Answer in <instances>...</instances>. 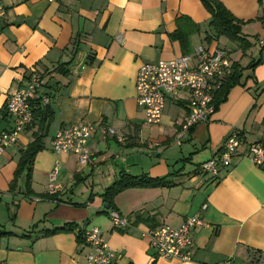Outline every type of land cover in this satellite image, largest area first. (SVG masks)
<instances>
[{"label":"crops","instance_id":"obj_1","mask_svg":"<svg viewBox=\"0 0 264 264\" xmlns=\"http://www.w3.org/2000/svg\"><path fill=\"white\" fill-rule=\"evenodd\" d=\"M216 1L241 22L246 50L215 35L201 0H0V132L11 125L8 96L33 72L45 80L52 112L46 129L35 119L0 157V264H87L89 248L77 231L91 227L102 233L114 264H250L254 252H264V170L238 158L217 181L198 173L233 131L243 137L242 150L264 142V7L261 0ZM199 46L223 50L232 65L228 75L241 73L209 121L176 144L188 94L168 96L160 121L148 124L135 101L136 74L144 63L193 55ZM78 122L95 129L82 168L76 156L51 150L54 134ZM100 126L114 129L122 142L102 140ZM36 136L42 148L16 175ZM56 163L63 190L50 197L47 176ZM123 175L163 184L106 199ZM203 204L191 261L157 258L143 233L176 228ZM111 210L131 227L114 228ZM69 226L74 230L46 235Z\"/></svg>","mask_w":264,"mask_h":264},{"label":"built area","instance_id":"obj_2","mask_svg":"<svg viewBox=\"0 0 264 264\" xmlns=\"http://www.w3.org/2000/svg\"><path fill=\"white\" fill-rule=\"evenodd\" d=\"M54 1L57 0H48ZM261 4L264 7V0H261ZM3 15L4 12L0 8V17ZM116 39L121 41L120 37ZM259 44L263 46L264 42L260 41ZM231 68V62L223 50H209L201 46L194 50L193 55L144 63L138 69L135 79L136 105L143 110L148 124H157L162 116L166 98L175 97L182 91L186 92L189 96V111L175 137L176 144H180L194 126L209 121L215 110L213 96L222 87ZM44 87V78L33 72L23 86L8 96L5 115L11 125L0 132V157L7 148L18 141L20 134L33 124L34 104L49 105L51 94L42 92ZM94 131V127L85 122L62 127L52 138L51 150L54 154L66 153L76 156L78 168H82L90 161L92 155L88 139ZM99 132L102 140L116 136V139L122 142V138L110 127L100 126ZM243 144L240 132H231L221 151L199 165L198 173L217 181L221 173L228 170L238 158H245L264 170V142L251 143L245 150H242ZM57 171L56 163L47 176L46 194L50 197L63 190L62 184L56 181ZM206 207L203 204L176 228L162 226L145 231L143 236L148 241L149 249L157 258L165 261L190 262V251L193 247L191 234L194 229L203 227L202 214ZM107 215L114 228L131 227L128 220L116 211H108ZM83 240L89 248L87 264L115 263L116 256L97 227L86 229ZM250 264H264V252H254Z\"/></svg>","mask_w":264,"mask_h":264},{"label":"trees","instance_id":"obj_3","mask_svg":"<svg viewBox=\"0 0 264 264\" xmlns=\"http://www.w3.org/2000/svg\"><path fill=\"white\" fill-rule=\"evenodd\" d=\"M201 4L206 10V12L210 15L209 27L214 31L217 37H225L229 40L236 41L240 43V47L243 50H246L248 47L247 42L240 36V25L241 22L236 20L221 4V2L216 0H201ZM235 69V66L233 67ZM240 71L234 72L228 75L229 83L225 86V82L222 87L214 94L213 96V104L216 109L217 103L222 99L226 93L228 87H231L232 84L236 82V80L240 77ZM227 77V76H226ZM227 79V80H228ZM225 81V80H224ZM33 118L39 119L38 128L41 130L46 129L49 121L52 118V112L49 111L48 105L42 106L41 104H34V109L32 110ZM42 148L40 144V137L36 136L34 142H32L22 153V157L20 159L19 167L16 171L19 172L22 170V167L30 163L35 154ZM163 182L161 180H155L148 178L146 176L139 177H131L123 175L119 179L115 181V183L105 192L104 197L106 199L111 198L116 193L128 189V188H142V187H156L162 186ZM74 230L73 226H69L59 230H53L47 232L49 235H53L56 233H61L64 231H72ZM77 239L81 241L83 240V234H80L77 231Z\"/></svg>","mask_w":264,"mask_h":264}]
</instances>
